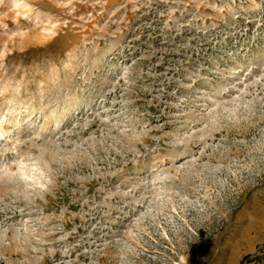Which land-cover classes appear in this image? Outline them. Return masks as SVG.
<instances>
[{
	"label": "rangeland",
	"instance_id": "374dc122",
	"mask_svg": "<svg viewBox=\"0 0 264 264\" xmlns=\"http://www.w3.org/2000/svg\"><path fill=\"white\" fill-rule=\"evenodd\" d=\"M0 264H264V0H0Z\"/></svg>",
	"mask_w": 264,
	"mask_h": 264
},
{
	"label": "clouds",
	"instance_id": "9594fccd",
	"mask_svg": "<svg viewBox=\"0 0 264 264\" xmlns=\"http://www.w3.org/2000/svg\"><path fill=\"white\" fill-rule=\"evenodd\" d=\"M22 179H27V177L21 176Z\"/></svg>",
	"mask_w": 264,
	"mask_h": 264
}]
</instances>
